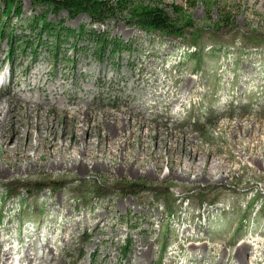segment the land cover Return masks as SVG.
Segmentation results:
<instances>
[{"label":"rangeland","instance_id":"rangeland-1","mask_svg":"<svg viewBox=\"0 0 264 264\" xmlns=\"http://www.w3.org/2000/svg\"><path fill=\"white\" fill-rule=\"evenodd\" d=\"M125 2L133 9L154 3L179 31L171 36L148 31L120 14L98 25L86 14L72 18L19 0L22 16L11 17L13 30L7 27L0 37V79L7 86L0 98L17 93L35 102V108H47V99L54 109L43 118L56 119L59 127L68 120L62 108H75L83 100L84 114H97L100 123L106 112L120 116L109 122L114 129L120 119L124 134L131 116L140 113L124 151L136 155L143 147L140 161L147 160L139 175L134 166L129 173L112 175L111 160L96 147L103 165L96 173L46 170L0 180V255L15 247V264H140L136 256L144 241L152 248L149 264H198L190 263L195 257L199 264H214L212 259L222 258L223 244L229 249L244 240L264 242V14L246 0ZM40 15L121 40L131 51L112 54L108 49L100 60L87 38L71 39L61 44L56 59L54 42L43 37L42 44L27 30L28 21ZM11 34L16 43L33 40L37 57L24 48L11 57ZM70 139L65 142L71 145L68 157L76 146L82 148ZM165 139L172 151L163 147ZM123 141L114 138L117 144L111 148L112 153L119 150L118 162ZM153 144L160 148L158 169L150 158ZM124 201L128 208L121 205ZM189 237L205 238L210 245L193 257L184 250ZM25 254L28 260L22 259Z\"/></svg>","mask_w":264,"mask_h":264},{"label":"bare ground","instance_id":"bare-ground-1","mask_svg":"<svg viewBox=\"0 0 264 264\" xmlns=\"http://www.w3.org/2000/svg\"><path fill=\"white\" fill-rule=\"evenodd\" d=\"M246 4L250 8H257V11H259L261 14H264V0H246ZM262 26L264 28V22ZM4 86L5 85H3V78H1L0 90L4 89ZM38 91L44 96H46L47 94L46 90L42 88V86L39 87ZM67 96L68 98L75 99V95L73 94H67ZM26 100L27 99H23L22 97L18 96L17 93H14L12 97H7L5 99L0 98V180H10V178L17 174L19 176L29 175L34 172H45L46 170L53 172H57V170H60L62 173L71 172L73 173V175L74 172L78 174L86 172L96 173V171H99L103 168L102 163L98 160V156L94 152L97 149L96 147H99L98 149L101 154L106 156L107 159L111 160L112 164L109 167L108 172L112 175H124L126 173H129L130 168L133 166L136 174L138 175L139 170H143L141 168L142 164L144 165L145 161L147 160L145 159L140 161V155L142 152H144V148L141 146L142 148L139 149V153L136 155L129 153V151L127 153H125L126 151H124V149L128 148L131 143V139L134 136V132L132 129L134 128L136 119L139 117L140 113L136 116H131L132 121L128 123V126L130 124L131 127L129 126V132L124 134L123 129L119 127L120 119L118 120L119 123L117 121L114 129H111V123L109 122V118L111 116L115 117V121L120 116L112 113H108L107 115L106 112V114L103 116H106L107 118H104V122L100 123V121L97 120V114L88 112L84 114L83 102L86 101L80 100L78 102L76 101V105L74 104L75 108L72 107V109H70L67 105V108L64 107L63 109L61 107L64 116L68 120L65 121L62 127H59L56 119L48 120L47 118H43L44 116L46 117V114L44 113L46 112V110L51 111L54 109V107L51 106L49 100L45 99V102L50 104H47V108H35L31 106V104L35 102L30 103ZM12 106H16L18 110L13 111ZM166 108L167 112H171L169 106H166ZM19 110H21V112L23 111V115L26 116L24 121L21 120V117L19 118ZM11 111H13L12 115ZM123 111L125 114L128 112L126 108ZM82 114L84 115V119L80 120ZM144 119L146 120L145 116L142 117V120ZM144 121H142L141 128L142 126H145L143 124L145 123ZM8 132L10 133V135L8 137V140L5 141L4 138ZM69 135H71V139L75 145H78L80 143L82 144V148L80 147L81 150L78 146L73 148L74 151L72 150L71 152L73 153V155L70 157H68V150L70 149L69 147L71 145L69 147L66 146L67 144L65 145L66 139L67 137H69ZM156 136L158 137L160 142L164 141V137L161 134L158 133ZM93 138H95V142L93 141ZM114 138L124 140L123 145H120L121 147H123V157L121 158L120 162H118L117 160V152H119V150H117L115 153H112L111 150V148L114 149L117 144L116 142H114ZM165 140L167 142L166 144H163V147H166L168 151H172L173 145L169 144L171 143V141H169L168 139ZM153 145V150L152 152H150V158L155 161L158 169L159 167L157 165V162L160 160V154L157 152V150H159L160 148H158V144ZM30 152H33L34 155H31ZM191 158V155H189V160L187 159V163H185L186 165H184L188 170L191 168L193 163V158ZM88 160H91V162L89 163ZM145 174L151 176L149 172H146ZM172 175H174V171ZM121 205L128 208V204L126 201H124ZM117 206H120V204ZM208 245H210L209 241L205 238L195 239L189 237L187 239V246L184 248V250L185 252L190 253L193 255V257H195L194 255L203 253ZM142 246L143 247L141 249V253H139L140 255H137L136 258L140 262V264H149L152 260L153 254L151 244H149V242L147 241H144L142 243ZM253 247H255L258 252L254 251ZM13 250H15V247H10L3 250L2 254L0 255V264L16 263L14 260L11 262L12 256L16 254L12 253ZM230 254L231 257L229 259L228 256ZM220 256L222 257L220 261L212 259L214 261V264H224V260L226 258L229 259L228 262L230 264H264V242L261 240L258 244H253L250 241L244 240L239 244L233 243L231 245V248L229 247V249L223 244V250L220 252ZM43 258L44 257L41 256L40 259ZM22 259L28 260V255L25 254ZM141 259L143 262L141 261ZM52 262L53 260H51L49 264H52ZM194 262H197L199 264L200 259H196V257L195 259H190V263ZM166 263L172 264L173 262L170 260Z\"/></svg>","mask_w":264,"mask_h":264},{"label":"trees","instance_id":"trees-1","mask_svg":"<svg viewBox=\"0 0 264 264\" xmlns=\"http://www.w3.org/2000/svg\"><path fill=\"white\" fill-rule=\"evenodd\" d=\"M4 6L0 7V37L4 38L7 33L6 28L11 27V17L19 19L22 16V8L19 0H0ZM34 6L46 8L52 12H66L70 17L74 18L80 14H86L91 18L93 24H104L105 20L116 18L118 14L131 18L139 26L148 31H162L166 35H173L176 28V22L172 20L165 12L154 3L148 2V5L143 7L132 8L131 3H124V0H29ZM178 13V11H177ZM9 25V26H8ZM14 28V27H13ZM13 28H10L13 30ZM27 30L35 35V40L43 44V37L51 39L54 42L53 56L58 58L60 46L68 40H82L87 38V41L96 48L95 54L102 59V55L106 54L110 49L112 54L130 52L128 44L117 39H110L107 35L97 31H88L85 27L79 29H71L64 26L63 22L54 24L47 20L46 15L34 16L28 21ZM13 33V31H11ZM150 34V33H149ZM10 54L11 57L19 50H31L34 58L37 54L34 53V41L26 39V41L16 43L15 36L9 35ZM20 44V45H18ZM78 44V43H76ZM75 44V46H76ZM18 45V46H17Z\"/></svg>","mask_w":264,"mask_h":264}]
</instances>
